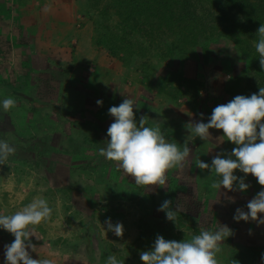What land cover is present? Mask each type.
Instances as JSON below:
<instances>
[{
    "label": "rangeland",
    "instance_id": "374dc122",
    "mask_svg": "<svg viewBox=\"0 0 264 264\" xmlns=\"http://www.w3.org/2000/svg\"><path fill=\"white\" fill-rule=\"evenodd\" d=\"M222 3L188 0L189 10L229 32L199 37L194 44L178 35L183 6L166 10L160 29L153 27L158 18L145 20L139 34L112 16L114 27L146 46L136 47L134 54L124 46L116 56L117 48L96 43L91 0H0V140L16 149L0 165V214H13L36 198L48 201L50 219L31 227L33 258L106 264L111 254L124 264H143L140 253L152 248L157 235L190 240L202 230L227 225L233 235L221 245V264L247 246L260 248L256 264H264V224L233 219L237 208L248 211L247 203L264 186L247 174L246 191L238 185L232 191L211 189L218 177L195 162L211 164L215 155L226 156L236 145L222 130L210 129L204 141L185 127L207 123L217 105L264 87L255 49L259 26L246 27L236 11L232 19L220 15ZM7 97L16 106L4 112ZM126 97L139 106H134L137 122L145 116L146 126L159 125L168 142L181 150L188 143L191 149L183 167L168 171L164 186L137 185L99 154L114 120L108 109ZM234 174L245 176L240 170ZM165 200L171 201L170 209L184 212L188 224L166 218L159 210ZM108 218L123 224L122 237L107 230ZM14 239L0 228V264H5L4 245Z\"/></svg>",
    "mask_w": 264,
    "mask_h": 264
},
{
    "label": "clouds",
    "instance_id": "9594fccd",
    "mask_svg": "<svg viewBox=\"0 0 264 264\" xmlns=\"http://www.w3.org/2000/svg\"><path fill=\"white\" fill-rule=\"evenodd\" d=\"M259 37L255 44L259 54V63L264 69V24L257 29ZM102 106L103 101H96ZM16 106L12 97L2 101L4 112ZM133 99L125 98L118 106L108 109V114L114 118L107 129L106 147L99 149V154L117 163L124 173L135 178L137 185L164 186L169 170L183 167V162L189 157L191 149L185 143L183 149L173 142H168L159 125L146 126L145 116L136 120ZM203 117V113L200 114ZM189 133L206 141L211 135L210 129L223 131V135L236 147L226 156L218 153L212 158L211 164L199 159L195 162L201 170L214 171L218 179L209 185L211 189L220 190L222 187L229 191H246L250 184L245 183L246 175L251 174L257 182L264 186V87L258 93L251 95H236L227 103L213 108L208 122L203 120L185 125ZM16 149L7 141L0 140V165L7 162ZM234 170H240L245 176H237ZM171 201L165 200L159 210L166 212L168 220L175 221V213L170 209ZM248 211L237 208L233 219L236 221H257L264 224V218L258 216L264 213V188H262L248 203ZM53 209L45 198H36L22 209L13 214H0V228L11 233L15 239L4 245L5 264H56L51 258L32 257L29 249L36 251L31 242L34 235L32 226L50 219ZM107 230L116 236L124 234L123 224H113L111 218L105 221ZM250 234H251V230ZM233 230L222 225L214 231L202 230L190 240H168L157 235L150 250L140 253L143 264H221L218 254L222 252V243ZM264 259V254H262ZM106 264H124L115 255H109Z\"/></svg>",
    "mask_w": 264,
    "mask_h": 264
},
{
    "label": "trees",
    "instance_id": "16d2710c",
    "mask_svg": "<svg viewBox=\"0 0 264 264\" xmlns=\"http://www.w3.org/2000/svg\"><path fill=\"white\" fill-rule=\"evenodd\" d=\"M93 11L96 12V43L99 45H106L108 49L118 50L113 52V55L119 54L124 46H127L128 52L134 54V49L145 48L139 39L133 38L130 32H121L118 27H114L111 20L113 16L116 19H121L122 22L128 23L132 26L134 33L143 31V22L151 21L150 18L156 19L153 27L162 26V22L167 21L166 10L171 9L175 11V6H183V21L177 24L180 29L178 35L184 38L190 37L189 43H196L199 37L209 39L215 35H220L223 32L229 33L226 30H219L208 21H204L197 16L193 11L189 10L186 5L188 0H91ZM183 1V4H180ZM221 13L227 19H232L233 11L240 14L242 21L246 27H256L264 24V0H223L222 6L219 8ZM160 20V22L158 21ZM146 49V48H145ZM133 50V51H132ZM119 51V52H118ZM27 101L36 106L38 103L35 98L22 94ZM175 213L178 222L188 224L186 215L180 210L174 208L170 209ZM260 248L247 246L232 255L228 264H256L257 257L261 255Z\"/></svg>",
    "mask_w": 264,
    "mask_h": 264
},
{
    "label": "crops",
    "instance_id": "0c3cea01",
    "mask_svg": "<svg viewBox=\"0 0 264 264\" xmlns=\"http://www.w3.org/2000/svg\"><path fill=\"white\" fill-rule=\"evenodd\" d=\"M0 5H4V4H0ZM4 21V20H3Z\"/></svg>",
    "mask_w": 264,
    "mask_h": 264
}]
</instances>
